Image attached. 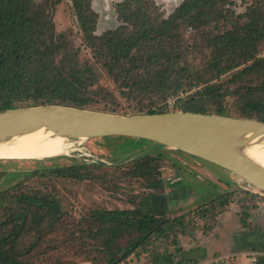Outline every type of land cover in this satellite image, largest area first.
Instances as JSON below:
<instances>
[{"label": "trees", "instance_id": "1", "mask_svg": "<svg viewBox=\"0 0 264 264\" xmlns=\"http://www.w3.org/2000/svg\"><path fill=\"white\" fill-rule=\"evenodd\" d=\"M71 1L87 47L121 87L132 82L133 94H150L164 102L169 93L178 96L194 87L200 88L174 111L166 109V103L157 106L152 102L150 108L133 114L183 111L264 122V58L258 57L259 46L264 42V0H250L247 11L236 16L247 19L242 25L206 39L204 47L212 51V56L206 72L196 77L181 68L186 55L185 30L216 27L221 22L234 24L235 0H183L167 18L153 13L150 1L124 0L117 4V19L123 25L131 24L132 29L121 26L101 35H97L98 15L92 8V0ZM133 4L137 8H133ZM54 7L51 0L42 3L0 0V112L49 104L91 110L89 106L94 99L90 94V87L94 85L92 69L80 60L81 51L71 37L56 30ZM228 74L232 75L224 89L221 79ZM232 85L235 90H230ZM232 94L236 96L233 113L223 106ZM157 160L149 159L148 155L135 163L134 174L146 179L148 190L163 188L162 181L153 177L159 169ZM43 170L40 177H46L44 173L49 171L64 179H87L86 166ZM21 183L20 180L0 189V204L3 200L0 217L7 215L6 219L0 218V264H34L21 260L31 248L25 245L24 239L34 237L45 228L54 230L63 219L59 200L52 194L40 190L20 192L15 202L10 201L7 198L10 189L20 188ZM233 195V191L221 193L211 200V207L204 208V214L226 207ZM141 198L138 211L95 210L87 218L91 225L88 235L101 239L107 247L122 236L124 228L137 230V236L131 238L117 256L109 258L107 264L126 261L139 254V249L151 243L153 237L155 240L168 238L183 226L182 217L168 218L167 199L159 204L160 195L151 192ZM11 217H14L13 222L9 220ZM177 235L175 232V240ZM262 245L263 248H257L260 253L255 264H264ZM197 263L193 260L187 264ZM153 264H174V261L170 255L156 254Z\"/></svg>", "mask_w": 264, "mask_h": 264}, {"label": "rangeland", "instance_id": "2", "mask_svg": "<svg viewBox=\"0 0 264 264\" xmlns=\"http://www.w3.org/2000/svg\"><path fill=\"white\" fill-rule=\"evenodd\" d=\"M43 1L36 0L37 3ZM122 1L92 0V8L98 15L97 35L121 26L132 29L131 24L123 25L117 19L116 7ZM148 1L153 3V13L167 18L183 0H142L145 3ZM51 2L55 3L53 20L56 30L64 31L71 37L81 51L80 60L92 69L94 85L90 87V94L94 99L89 106L91 110L135 115L133 113L150 108L155 102L157 106L166 103V109L174 111L200 89L194 87L192 91L181 92L178 96L169 93L168 100L164 102L150 94H133L132 82H128L127 87H121L97 62L92 49L87 47L72 1ZM250 2L235 0V17L244 14ZM133 8L137 5L133 4ZM234 20V24L221 22L216 27L212 25L202 30L186 29V55L181 68H186L187 73L195 77L203 75L212 56V51L204 47L206 39L233 30L247 21L238 17ZM258 57L264 58V42L259 46ZM231 75L222 77L224 89ZM229 87L235 90L233 85ZM235 100L236 96L232 94L223 102L231 113ZM152 143L124 137L76 139L71 142L67 155L59 158L0 160V189L20 180L22 182L20 188L10 189L7 197L10 201L15 202L17 193L40 190L56 196L63 212V219L54 230L45 228L36 232L34 237L24 239L25 245L31 248L21 260L34 264H107L109 258L117 256L116 253L137 236V230L124 228L122 236L107 247L101 239L88 235L91 225L87 218L95 210L138 211L143 194L151 192L160 195L159 204L167 199L168 218L182 217L184 224L168 238L155 240L153 237L151 243L139 249V254L119 264H153L156 254L170 255L174 264H187L193 260H197V264H255L254 258L260 253L257 248H263L264 244V192L220 166ZM148 155L149 159H159L156 161L159 169L153 177L162 181L161 190H148L145 188L148 184L146 179L134 174L136 160ZM73 165L86 166L87 179H64L49 171L44 173L46 177H40L43 169ZM227 191L234 192L230 204L214 208L211 214L205 215L204 208L211 207V200ZM2 204L3 200L0 207ZM12 219L14 217L9 220L13 222ZM175 232H178L176 240Z\"/></svg>", "mask_w": 264, "mask_h": 264}, {"label": "water", "instance_id": "3", "mask_svg": "<svg viewBox=\"0 0 264 264\" xmlns=\"http://www.w3.org/2000/svg\"><path fill=\"white\" fill-rule=\"evenodd\" d=\"M41 129L70 140L151 141L220 166L264 192V167L246 154L264 139L260 120L183 111L125 116L51 104L0 112V143Z\"/></svg>", "mask_w": 264, "mask_h": 264}, {"label": "bare ground", "instance_id": "4", "mask_svg": "<svg viewBox=\"0 0 264 264\" xmlns=\"http://www.w3.org/2000/svg\"><path fill=\"white\" fill-rule=\"evenodd\" d=\"M84 139L78 140L84 141ZM72 141L67 137L54 135L45 129L37 130L29 134L15 136L7 142L0 143V160H48L59 158L67 155ZM246 154L264 167V139H256L246 149Z\"/></svg>", "mask_w": 264, "mask_h": 264}, {"label": "built area", "instance_id": "5", "mask_svg": "<svg viewBox=\"0 0 264 264\" xmlns=\"http://www.w3.org/2000/svg\"><path fill=\"white\" fill-rule=\"evenodd\" d=\"M257 260V256L254 258V261H256Z\"/></svg>", "mask_w": 264, "mask_h": 264}]
</instances>
